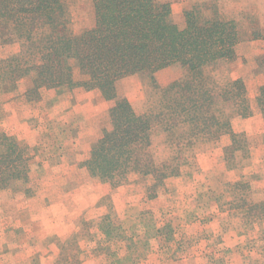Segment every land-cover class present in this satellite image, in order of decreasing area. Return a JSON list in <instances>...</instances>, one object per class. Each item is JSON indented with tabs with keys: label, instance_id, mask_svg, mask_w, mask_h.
Segmentation results:
<instances>
[{
	"label": "rangeland",
	"instance_id": "rangeland-1",
	"mask_svg": "<svg viewBox=\"0 0 264 264\" xmlns=\"http://www.w3.org/2000/svg\"><path fill=\"white\" fill-rule=\"evenodd\" d=\"M158 1L170 4L172 20L181 29L186 25V12L193 7L204 3L216 5L224 18L237 23L242 42L238 46V60L232 65L222 64L214 69L213 77L220 86H224L231 76L241 73L247 75L246 79H255L258 76L259 55L261 57L264 55V0ZM67 10L70 28L75 35H81L95 26L93 0H70L67 2ZM251 39L259 43L249 49L245 47L244 41ZM21 51L22 47L15 37L12 24L6 21L0 22V62L19 55ZM74 71L76 80H81L78 70L75 68ZM185 75L186 71L180 65L170 66L160 73L162 84L170 83L169 85L183 80ZM262 77L264 78V75ZM28 83L29 79H24L19 82L17 89H14L11 83L0 78V135L5 133L15 138L32 157V167L34 169L39 167V170L30 172L28 184H18L9 190L0 191V264H225V262L264 264V220L246 219L247 210L240 208V195L244 190L235 187L237 184L250 183L255 176L249 174H241L239 180L229 182L225 176H218L216 182L213 177L201 173L198 190L186 189L185 193L192 199L189 204L183 205V199L178 195L174 181H170L168 185L164 183L163 187L159 188V194L166 197V200L160 201L157 198L159 194L154 199L149 197V186L153 183L150 177L130 174L123 185L113 188L86 172L90 178V180L86 178L88 180L86 182L83 181L87 193L75 196V201H81V198L88 199L90 206L87 204L84 206L88 207L86 214L73 220L69 219L68 212L73 209L70 203L75 201L66 205L65 194L76 187H73L71 182L57 187H48L47 184L61 174L71 173L57 168L60 162L67 161L69 157L75 159L73 156H67V151L77 150V141L74 139L80 142L79 148L81 145L89 144L90 140L87 137L96 135L103 127V131L107 128L108 116L105 115L104 106L96 111L97 116L86 111L71 113L70 122H66L62 129L61 125L52 124L48 113L42 111V105L45 106L46 101L41 94L30 93ZM162 84L159 83L157 76L151 79L132 75L120 80L117 86L118 91L127 97L138 114L150 116L158 124L154 132L152 148L158 155L156 159L158 163L161 159L171 157L175 151L167 141L163 126L159 125L162 123L161 114L167 111V106L171 102L170 92L163 94L162 91L169 85ZM66 88L53 90L59 94L74 90V88ZM22 96L32 103L24 109L27 113L22 119L17 117L14 119L12 116L15 106L22 107L19 104V98ZM91 100H95V104L98 102L93 95ZM38 107L43 112L38 117L41 121L37 124L31 123L35 121H30V117L37 114ZM29 110L32 111L30 114ZM225 110L228 111L227 108ZM47 123L52 124L55 130L50 131ZM63 132L70 137L66 143L62 141ZM250 146H253L252 142ZM81 149L83 151L84 148ZM196 149L199 153L207 149V146L205 142L198 141L194 147L186 149L183 152L184 158L187 157L189 161L183 165L184 172L174 178L184 177L193 180L195 174L199 173ZM246 158L247 156L241 153L237 161L229 163L225 159V162L229 169L243 170L249 163ZM40 168L45 170L41 171ZM94 179L108 185L110 191L97 202L96 196L99 193H93ZM124 187L133 188L135 202L123 205L119 201H113L111 192ZM259 199V195H252L250 190L248 200L259 201ZM52 202L59 204L51 206ZM48 208H52L55 217L54 230L61 233L60 235L48 236L45 229L39 231L45 228L42 218L45 216V211L48 212ZM180 210L184 211L182 216ZM221 212L229 213L225 223L231 228L244 227L242 232L245 231L249 237L258 236V239L252 240L253 243H247L249 241L247 239L239 250L225 249L223 254H205L204 251V254H201L200 251L208 248V240H213V245H220L222 242L220 236L211 239L206 232H203L204 235L198 234L200 228L205 231V225L202 223L207 222L206 218L213 213L221 216ZM27 214L36 216L37 220L31 219ZM19 222L22 225L20 227L22 233L17 232L20 228L16 229L14 226ZM32 228H35L33 236L26 231ZM25 243L28 245L27 248L13 252L20 245L25 246Z\"/></svg>",
	"mask_w": 264,
	"mask_h": 264
},
{
	"label": "trees",
	"instance_id": "trees-1",
	"mask_svg": "<svg viewBox=\"0 0 264 264\" xmlns=\"http://www.w3.org/2000/svg\"><path fill=\"white\" fill-rule=\"evenodd\" d=\"M70 0H0V22L12 24L22 51L0 62V78L17 89L29 79L32 94L61 87L98 90L110 102L108 126L92 146L81 166L87 173L113 188L123 185L130 174L152 178L149 197L159 194L165 181L180 176L189 159L184 151L198 141H218L229 135L225 148L228 162L233 152L249 154L245 133L232 129L234 118H248L253 111L243 79L220 86L214 69L231 65L238 58L242 39L234 20L222 16L212 3L186 12V25L172 20L171 6L158 0H93L96 23L81 35L70 28ZM173 65L185 69L183 80L163 89L171 102L161 114L164 133L173 148L171 157L158 163L152 145L157 123L140 115L118 89L120 80L141 75L154 79ZM264 74V56L259 58ZM75 68L81 80L75 78ZM264 118V85L256 98ZM227 108L228 111L225 110ZM264 143V133H263ZM32 157L13 137L0 135V191L30 182ZM243 189L240 208L250 220H264V200L249 201L250 186Z\"/></svg>",
	"mask_w": 264,
	"mask_h": 264
},
{
	"label": "crops",
	"instance_id": "crops-1",
	"mask_svg": "<svg viewBox=\"0 0 264 264\" xmlns=\"http://www.w3.org/2000/svg\"><path fill=\"white\" fill-rule=\"evenodd\" d=\"M244 43H245V47L247 46L249 49H251V47L255 46L256 43H259V41L251 39L248 41H244ZM260 57L261 56L259 55V58ZM164 70L159 71L156 75L160 84H162L160 73ZM262 75L264 74L258 73V76H256L255 79L253 78L246 79L245 77H247V75L245 73H241L240 75L230 77L233 80L238 79V78H241L244 80L245 86L247 89V97L249 99V102H250V105L253 111V115L251 117H248V118H238L237 117L232 120L233 131L235 133H245L248 140L252 142L253 144V146L250 147L249 154H245L242 151L233 152L234 160L232 161H237L239 158V154L242 153L245 156H247L246 159L249 160L248 166H246L243 170H239V168L235 170L228 168L229 166H227V163L225 162V159H226L225 148L231 145V137L229 135L221 136L219 141L205 142L207 149H204L203 151H199V153L197 149H196L197 151L195 150V155L197 156V162H199L198 168H197V172L199 173L195 174V178H193V180H189V179H185L184 177H181V178H169L165 181V185H168L170 181L175 182L174 187L178 188V195H180V198L183 199L182 200L183 205L189 204V202L192 199L191 196L185 193L186 189L196 188L198 190L200 186V176L199 175L201 173H204L205 176L207 177H213L214 178L213 180L216 182H217L218 176H223V177L225 176V179L228 182L230 180H236V179L239 180L241 174H249L250 176H255V178H253L250 183H243V184H248L250 186L252 195H255V194L259 195L260 197L259 201L264 200V145L262 143V136L264 133V118L256 104V98L257 96H259L260 89L264 85V78L262 77ZM169 84L170 83H163L162 85L166 86ZM28 87L30 89V81L28 83ZM61 88H66V87H61ZM61 88H58V89H61ZM19 91H21V89H19ZM40 94L43 100L46 101V105L49 102L47 106L42 105L43 106L42 111H46L48 113L49 120H51L52 124L57 123L58 125H61L60 127L62 129H63V125H65L66 122H70V118H72L70 115L71 113L78 114L82 111H86L92 114L93 116H97L96 111L99 109V107L104 106L105 115H107L108 109L111 106L110 102L103 99L100 91L98 90L86 91L85 89L81 87L74 88L73 92L63 93V94H59L56 90H53V89H49V90L42 89ZM91 95L97 98V101H98L97 104H95L96 102L95 100H91ZM31 103L32 102H29L25 99V96H22L21 98H19V104H21L22 107H19V105L15 106L12 118L16 119L17 117L19 119H22L27 113L26 110L24 109H26L29 105H31ZM13 105L14 104H12V106ZM42 111L40 110V107H38V112L37 114H35L36 116L31 115L32 117H30L31 118L30 121H35L31 123L37 124L38 122L41 121L40 120L41 118H38V117L40 116V113H43ZM31 112L32 111L29 110V114ZM52 124L49 125V123H47V128L50 131L55 130V128L52 127ZM103 128L100 129L96 135L94 134L91 137H87V139H89L90 141H89V144L86 143L85 146L81 145V148H84L83 151L81 148L78 147L80 143L78 139H74L75 141H77V146H76L77 150L75 152L67 151V156H73L75 159L72 160L69 157L67 161L66 160L64 162L62 161L59 163V165L56 164L58 165V168H57L58 170L71 171V173L59 175L55 180H52L50 183H48L47 186L57 187L64 183L71 182V184L74 185L73 187H76L74 188V190H70L69 192H67V194H65L67 198L66 205H69L71 201H75L76 200L75 196L77 195L79 196L80 194L86 195L87 193L85 182L90 180V178L88 177L86 173L87 172L86 169L83 168L81 164L90 157L92 146L103 135ZM14 135L16 136L17 133L15 132ZM68 139H70V137L63 132L62 141L66 143ZM254 141H255V144H254ZM152 148H153V145H152ZM153 154L156 160L158 155L157 153H154V152ZM165 160L161 159L159 163ZM233 165L234 164H232L231 167H233ZM36 170H39V167L37 169H34V167H31V171H36ZM40 170L44 171L45 169L40 168ZM183 172H184V169H182V173ZM86 178L88 180H86ZM93 181L95 182L93 193L95 194L99 193L96 196V202H97L99 199H101L102 196L109 193L110 191H109L108 185L102 184L97 179H94ZM204 181H206V179H204ZM111 196L114 202L119 201L123 205L131 204L135 202L133 188L124 187L118 190L115 189L111 192ZM157 198L160 201L166 200V197L160 194ZM57 204L59 203L52 202L51 206L57 205ZM86 204L90 206L88 199H82V198H81V201L77 200L74 203L73 202L70 203L73 209L72 211L68 212L69 219L71 218V220H73L74 218L76 219L80 217L81 215L86 214L87 208H88V207H84ZM188 208L190 209L189 206ZM51 209L52 208H48V212L45 211V216H43L42 218V220H44L45 228L39 229V231L40 230L42 231L45 229L48 236H53L55 234L60 235L61 233H58L57 231L54 230L55 217ZM216 209L214 210L216 211ZM179 212L181 216L184 213V211L182 210H180ZM27 215L31 216V219L37 220L36 216L33 217V215H29V214ZM228 217H229V213L221 212V216H219V214L217 213L216 214L213 213V215H211L209 218H206L207 219L206 223H202L205 225V231H203V228H200L199 229L200 233L198 234L204 235L203 232H206L207 234H209L211 239L212 237L220 236L222 242L220 245L218 244L213 245L212 244L213 240H208L207 241L208 248L200 251L201 254H204V251H205V254H212V253L214 254L222 253L223 254L225 249L227 250L229 249L231 251H235L237 249L239 250L242 244H245V242H247V239H249L247 243L249 242L253 243L252 240L258 239V236L249 237L247 236L245 231L242 232L244 227H236L235 229L231 228L228 224L225 223L227 222ZM7 218L9 217L7 216ZM14 226L17 229L18 227L20 228L22 225L19 222L18 224ZM35 228H32L29 231L26 229L25 230L29 232L31 236H33V230H35ZM17 232L22 233L21 228H20V231H17ZM27 247L28 245L25 243V246L22 247L20 245L18 249L13 250V252L14 251L20 252L23 250V248H27ZM225 264H228V262H225Z\"/></svg>",
	"mask_w": 264,
	"mask_h": 264
}]
</instances>
